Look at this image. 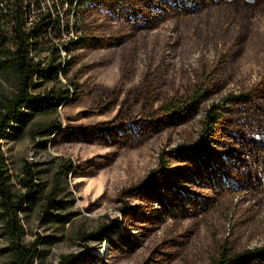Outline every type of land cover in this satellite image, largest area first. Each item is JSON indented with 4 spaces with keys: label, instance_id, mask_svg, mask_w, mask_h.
Listing matches in <instances>:
<instances>
[{
    "label": "rangeland",
    "instance_id": "1",
    "mask_svg": "<svg viewBox=\"0 0 264 264\" xmlns=\"http://www.w3.org/2000/svg\"><path fill=\"white\" fill-rule=\"evenodd\" d=\"M68 21L50 35L68 47L63 73L33 90L77 99L2 141L15 192L27 164L37 173L21 214L24 241L42 238L34 264H214L264 247V0H89ZM11 90L0 76V97ZM213 105L221 115L198 152ZM161 161L165 175L153 173ZM114 220L109 240L83 238ZM8 243L0 216V264H14Z\"/></svg>",
    "mask_w": 264,
    "mask_h": 264
},
{
    "label": "trees",
    "instance_id": "2",
    "mask_svg": "<svg viewBox=\"0 0 264 264\" xmlns=\"http://www.w3.org/2000/svg\"><path fill=\"white\" fill-rule=\"evenodd\" d=\"M62 8L40 7L39 1L33 0H0V76L12 83V90L0 97V216L4 223V231L9 240L7 249L14 264H34L40 255L42 238L34 240L31 244L24 241L26 233L21 214L27 211L40 192L36 181L37 173L32 164H27L23 170L21 184L24 191L17 193L12 189L8 176V159L3 150V139L12 131L22 129L25 124L36 114L54 112L64 102L77 99L78 94L70 88L51 90L46 94L35 92L33 89L40 81L59 78V73L64 71L61 62H57V56L62 50H68L66 45H57L50 39V35L64 20H69L78 14L79 9L86 6L89 0H65ZM33 10V11H32ZM34 13V18L30 16ZM69 21L64 27L67 33ZM64 31L57 34L59 41L63 40ZM74 41V37L69 39ZM45 50H52L54 56L48 62L39 57ZM198 95L195 103L204 98ZM168 113L177 112L173 104L167 106ZM220 112L216 106L209 108L205 114V122L201 130V144L196 149L204 150V144L208 143L212 130L215 128ZM59 126L49 125L47 134L57 131ZM168 167L165 161H161L153 172L166 174ZM52 209H60L58 202L50 204ZM49 213V212H48ZM116 221H111L105 227L86 234L83 238L88 242L109 240L111 229ZM87 254H89L87 248ZM84 254H67L61 257L58 264H74L82 259ZM255 255H264V247L238 252L228 255L223 252L221 258L214 264H228L241 259H250Z\"/></svg>",
    "mask_w": 264,
    "mask_h": 264
},
{
    "label": "built area",
    "instance_id": "3",
    "mask_svg": "<svg viewBox=\"0 0 264 264\" xmlns=\"http://www.w3.org/2000/svg\"><path fill=\"white\" fill-rule=\"evenodd\" d=\"M33 0V4L37 8ZM40 2V7H46V8H59L62 11V8L64 7L66 1L65 0H37Z\"/></svg>",
    "mask_w": 264,
    "mask_h": 264
},
{
    "label": "bare ground",
    "instance_id": "4",
    "mask_svg": "<svg viewBox=\"0 0 264 264\" xmlns=\"http://www.w3.org/2000/svg\"><path fill=\"white\" fill-rule=\"evenodd\" d=\"M49 9V8H48ZM33 11V10H32ZM34 18V13L30 16V20H32ZM74 21V20H73ZM71 33V32H70ZM71 37H75V36H73V35H71ZM71 37H69V39L71 38Z\"/></svg>",
    "mask_w": 264,
    "mask_h": 264
}]
</instances>
